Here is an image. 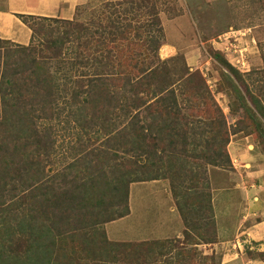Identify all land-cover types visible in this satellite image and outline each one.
Returning a JSON list of instances; mask_svg holds the SVG:
<instances>
[{"label":"trees","instance_id":"1","mask_svg":"<svg viewBox=\"0 0 264 264\" xmlns=\"http://www.w3.org/2000/svg\"><path fill=\"white\" fill-rule=\"evenodd\" d=\"M167 3L96 0L86 21L19 16L30 43L0 40V264H191L216 242L207 168L231 167L232 132L203 76L160 58ZM213 59L229 108L264 146V66L242 77ZM62 124L75 132L59 153ZM157 180L168 181L182 237L109 241L129 186Z\"/></svg>","mask_w":264,"mask_h":264},{"label":"rangeland","instance_id":"2","mask_svg":"<svg viewBox=\"0 0 264 264\" xmlns=\"http://www.w3.org/2000/svg\"><path fill=\"white\" fill-rule=\"evenodd\" d=\"M94 5H97L96 0H92L83 8L80 7L73 19L88 20ZM166 7L170 10L159 15L164 33L162 46L158 51L160 58L178 57V64L184 62L190 71H198L203 76L226 117L230 132L233 133L230 134L226 148L231 167L224 170L208 167L207 180L210 188L242 183L247 186L260 185L264 188V178L259 180L253 177L254 174L252 176L247 174L248 171L253 173L264 171V146L260 144L256 135L250 132L254 128L253 125L244 120L238 122L242 116L241 111L238 110L236 114L229 108L233 100L221 85L222 68L213 59L214 54H219L242 77L262 69L264 11L250 5L249 0H168ZM175 13L176 17L171 18L170 16H174ZM181 17L183 18L177 22H171ZM178 27L181 31L186 30L185 33H181V37L178 36ZM240 50L244 51L245 67L242 68L239 64L238 69L232 64L235 65ZM74 132L73 126L70 128L66 124L55 127L59 153H63L65 148L67 152L70 142L74 141ZM245 164L249 166L243 168ZM262 171L258 173V177ZM259 191L256 190L261 204L264 201V190ZM168 201L174 202L167 180L131 184L128 206L130 207L131 203L135 214L130 222L127 220L113 225L115 236L111 235V237L134 241L133 237L137 232L144 237L153 234L159 223L165 221L162 216L165 214L163 206L165 207ZM198 247L196 252L192 253L191 260H187L188 262L190 261L191 264L215 262L202 259ZM186 255L185 253L184 257ZM259 257H264V254H259ZM83 264L90 262L84 261Z\"/></svg>","mask_w":264,"mask_h":264},{"label":"crops","instance_id":"3","mask_svg":"<svg viewBox=\"0 0 264 264\" xmlns=\"http://www.w3.org/2000/svg\"><path fill=\"white\" fill-rule=\"evenodd\" d=\"M91 2L92 0H0V40L27 46L32 32L19 16L72 20L77 9ZM182 18L173 19L171 22H177ZM177 30L179 37L181 33L186 32L181 31L180 27ZM246 165L249 166L245 164L243 168ZM259 172L248 171L247 174L251 176L254 174L253 177L259 180L263 179L264 171L260 177L257 176ZM256 190L262 192L264 188L255 184L247 186L244 183L230 184L227 187L212 186L216 242L199 245L198 250L202 258L213 259L215 261L213 264H264V257H259V254H264V201L259 204L260 198ZM163 210L165 214L162 216L165 221L159 223L153 234L144 237L137 232L133 237L134 241L111 237L115 236L113 225L127 220L130 222L133 218L135 212L130 203L129 214L126 217L105 225L107 239L111 242H144L181 238L184 224L174 202L168 201ZM238 236L247 239L253 249L241 248L238 252L231 249V242Z\"/></svg>","mask_w":264,"mask_h":264},{"label":"built area","instance_id":"4","mask_svg":"<svg viewBox=\"0 0 264 264\" xmlns=\"http://www.w3.org/2000/svg\"><path fill=\"white\" fill-rule=\"evenodd\" d=\"M243 50L238 51V59H236L235 65L232 64L235 68L239 69V64L241 67H245L244 60H243ZM231 249L236 250L237 252L242 248H246L252 250V245L247 241V239L242 238L240 236L236 237L230 244Z\"/></svg>","mask_w":264,"mask_h":264}]
</instances>
